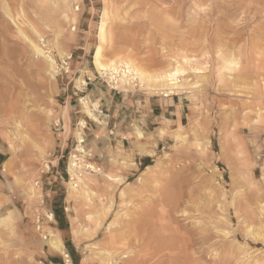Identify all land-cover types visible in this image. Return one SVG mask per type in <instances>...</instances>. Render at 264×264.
Returning a JSON list of instances; mask_svg holds the SVG:
<instances>
[{
	"label": "rangeland",
	"instance_id": "1",
	"mask_svg": "<svg viewBox=\"0 0 264 264\" xmlns=\"http://www.w3.org/2000/svg\"><path fill=\"white\" fill-rule=\"evenodd\" d=\"M7 7L57 62L73 54L68 74L52 79ZM104 12L106 61L129 56L157 73L188 56L201 71H190V83L170 96L140 92L149 111L183 100L184 139L174 136L180 124L165 120L148 137L153 153L139 165L127 150L114 155L110 147V165L94 158L102 167L92 176L97 195L77 202L67 178L75 141L62 150V115L72 100L88 119L81 93H74L85 88L79 78L109 89L93 63ZM0 161H8L0 170V216L15 218L2 228L0 264H69L50 249L51 229L72 264H108V253L114 264H264V0H0ZM35 184L41 195H31ZM55 200L69 220L74 256Z\"/></svg>",
	"mask_w": 264,
	"mask_h": 264
},
{
	"label": "crops",
	"instance_id": "2",
	"mask_svg": "<svg viewBox=\"0 0 264 264\" xmlns=\"http://www.w3.org/2000/svg\"><path fill=\"white\" fill-rule=\"evenodd\" d=\"M91 85L92 82H89L87 87L82 88L80 92L75 91L74 93L75 95L81 93L82 98L88 100L90 105H93L94 102L99 103L96 112L99 120L97 121L89 116L86 111L88 119L81 118L78 108H75L76 104H72V100H70L66 105V111L62 115L63 124L61 129L63 128L64 130V138L61 143L62 150L69 147L70 141H75V137L78 135L77 122H85L86 120V144L87 148L93 153L94 158L97 156V160L99 161H101V158H104L103 162L110 165L111 155L109 148L111 147L113 148L114 155L118 152L116 150H127L131 153L134 162L139 165L142 163L143 158L146 159L151 155V152L148 151V137L150 134L155 135L159 129L161 130V124L165 120L167 122L172 120L176 124H183L185 113L183 100L181 101V105H176V108L156 106L149 111L148 97L140 95V93L136 95L111 89H98L97 84L95 85L97 89H95ZM86 97H89L91 100ZM166 100L171 103L170 105L173 102L176 103L174 99L168 98ZM60 123H62L61 120ZM139 132H142V136H140ZM60 158L61 156L57 158L56 164ZM111 159L113 165L119 163L117 157H112ZM96 164L99 165L98 163Z\"/></svg>",
	"mask_w": 264,
	"mask_h": 264
},
{
	"label": "bare ground",
	"instance_id": "3",
	"mask_svg": "<svg viewBox=\"0 0 264 264\" xmlns=\"http://www.w3.org/2000/svg\"><path fill=\"white\" fill-rule=\"evenodd\" d=\"M7 13L9 15L10 19L13 21V23L19 29L20 34L23 35L25 37V40H27L29 42L34 53L37 54L38 56L42 57L45 60V62H47L49 64L50 74H51L52 79L58 78L59 71H58L57 66H56L57 60L51 54V51L46 50L44 46H40L34 39L30 38L24 32V30L18 25L17 20L12 16L11 11L8 7H7ZM107 13L108 12H104V14H102L103 16H102V20H101V24H100V28H99V37H100L99 42L100 43L97 45L96 50H95L94 55H93V63H94V65L98 71L102 72L103 69H109L111 71L112 75L114 73L119 75L121 80L124 82L127 80L128 81H130V80L136 81L137 80L140 82V84L142 86H144L150 90H152V89L153 90H164L163 93L166 96H170L171 94H174L176 90L184 89L186 87L185 85L187 83L188 84L190 83V81L192 80V78H190V75H189L190 71H194L195 73L201 71L200 68L193 66V64H192L193 59L188 57V56H184L182 61L178 60V58L174 59V64H172L167 69L161 70L160 72L158 71L157 73H151L150 71L146 70L141 65H139L137 62L132 60L131 57H129V56L128 57L123 56L120 58L118 57L117 59H111L109 62L106 61L105 55H104L105 54L104 50H105V44L107 43L106 41L108 40V30H107V22H108L107 18L108 17H107ZM17 17H19V16H17ZM67 18H68V16H67ZM29 26H31V25H29ZM31 29H32V27H31ZM32 30H34V29H32ZM37 34H39V33L37 32ZM39 37L41 40L43 39L41 37V35H39ZM59 52L62 55L65 53V51L63 49H59ZM225 57H227V56H225ZM234 59L229 60L227 62L228 66L230 68H232V66L236 67L237 63L235 62ZM78 82L79 83H85V84L87 83V81H85L83 78H79ZM120 85H123V83L121 82ZM81 102L83 103L85 111L88 113V115L98 121L99 118H98L96 112L98 110L99 103L94 102L93 105H90L89 101L86 100L85 98H81ZM51 114H53V113H51ZM48 115L51 116L50 114H48ZM256 120L258 121L259 118ZM80 123L84 124L85 122L83 121ZM182 130H183V125L180 124L178 126V129L174 133V136L177 140H183L184 139L185 134H183ZM139 134H140V136H142V132H139ZM78 137H79V139H81V136L79 133H78ZM78 148H79V150H81L83 147L81 145H79ZM150 152L153 153V151H150ZM72 154H74V152ZM74 160H75L74 155H72L71 163L69 166V169L71 172L74 171V168H73V163L75 162ZM7 163H8V161L4 162L3 171L7 170V167H6ZM152 166L153 165H149V166H147V168L149 169ZM93 167L97 168L96 166H93ZM93 175H95V174L90 172V171H87L83 176H79V184L77 186H75L73 183L70 182V188H71L70 196H71V198H73L72 200L77 201V202H91L92 201V198L95 195H97L96 190H94L91 187V185L93 186V184H94V181L92 178ZM105 176L108 178V180L119 183V184H123L124 180H125V178L123 176H115L111 173H106ZM31 192H32L31 195L33 194V196L34 195L36 196L38 194L41 195L40 189H39L38 185H36V184L31 188ZM123 193H124V190H122V194ZM263 208H264V204L262 205V209ZM92 214L87 215L90 220L93 219ZM49 218L53 219L54 214L49 213ZM72 220H73V223H72L73 224V233L77 236L81 232L82 227L78 221L77 216L72 218ZM14 223H15V218L10 213H6L5 215L0 216V239H1L2 228L8 227V226L12 227L14 225ZM114 225H115V223H114ZM119 225H120V223H119ZM119 225H117V226H119ZM49 233H50V239H49L50 249L52 251H54V253L59 252V253L63 254L66 258H68V261L70 262L69 254L67 251H65V244L63 242V239H62L60 233L55 232L52 229L49 231ZM111 255L112 254L108 253L109 258H108V260H106V261H108V264H114L113 257Z\"/></svg>",
	"mask_w": 264,
	"mask_h": 264
},
{
	"label": "built area",
	"instance_id": "4",
	"mask_svg": "<svg viewBox=\"0 0 264 264\" xmlns=\"http://www.w3.org/2000/svg\"><path fill=\"white\" fill-rule=\"evenodd\" d=\"M73 57V54L67 55L63 58H61L57 62V69L59 72H64L65 74H68L71 70V64L70 61ZM99 78L103 80L109 89L114 90V91H119V92H129L133 91V93L141 92L145 93L146 89L144 86L140 84L139 81H122L120 76L117 74H111V71L109 69H103L102 72L98 71ZM87 83L85 84L84 87H87L89 82L91 81V78L88 76L87 78ZM121 82L123 85H120ZM60 123V121H59ZM77 127H78V133L81 136V139H79L78 135L75 137V146L69 153V160H68V166H67V178L69 182L73 183L75 186L79 184V176H83L87 171H90L92 173H101V166L97 165L94 162V156L93 153L90 151L89 148H87L86 144V128H87V121L85 120V123L82 124L79 121L77 122ZM81 145L83 148L79 150L78 146ZM74 152V154H72ZM72 155H74L75 162L73 163V168L74 171L71 172L69 169L70 163H71V158ZM93 166H96L97 168H94ZM51 162H47L45 164V168L47 169V172L51 171ZM97 169V170H96ZM0 170L3 171V163L0 161ZM44 172V171H43ZM39 184V183H38ZM66 211H68V207H65ZM38 228H41V225L38 226ZM48 235L46 234L44 238L46 239ZM70 258V255H69ZM66 262L69 264H72L71 258L70 262L68 261V258H66Z\"/></svg>",
	"mask_w": 264,
	"mask_h": 264
},
{
	"label": "trees",
	"instance_id": "5",
	"mask_svg": "<svg viewBox=\"0 0 264 264\" xmlns=\"http://www.w3.org/2000/svg\"><path fill=\"white\" fill-rule=\"evenodd\" d=\"M52 207H53L55 217H56L57 221L60 223V228L65 230V232H66V234L64 235V238L66 240V245L69 248L72 256H74L75 255L74 254V247H73V244L70 240V223H69V220H68L67 216L65 215L62 206H60V204L57 200H55L53 202Z\"/></svg>",
	"mask_w": 264,
	"mask_h": 264
}]
</instances>
